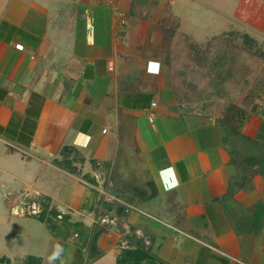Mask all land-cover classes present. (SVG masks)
<instances>
[{
  "label": "crops",
  "instance_id": "0c3cea01",
  "mask_svg": "<svg viewBox=\"0 0 264 264\" xmlns=\"http://www.w3.org/2000/svg\"><path fill=\"white\" fill-rule=\"evenodd\" d=\"M35 1L9 2L0 19V175H13L9 167L12 160L14 168L24 173L23 185L30 183L41 188L43 181L49 180L47 184H51L54 178L53 175L44 179L42 169L47 165L76 182L75 190L81 186L84 189L81 182L88 185L85 188L90 191L86 194L88 208L95 210L97 201L108 199L103 194L120 201L119 184L129 177L132 198L128 200L130 204L126 201L125 204L133 207L134 218L140 217L136 214L139 212L143 213L142 217H148L151 232L159 234L153 246L156 253H151L168 264H172V258L169 260L167 251L163 252L165 243L180 252L181 264L186 263L184 255L190 257L189 264H208L211 250L218 249L213 241L248 243L250 237L264 241L260 235L264 234L261 228L264 208L260 219L253 218L255 205L264 204V186L255 188L247 178L231 177L236 163L232 161L230 167L227 156L220 155L222 146L213 148L200 125L181 117L184 111L175 107L176 99L170 91L161 90L148 76L138 81L145 83L147 89L137 87L138 82L134 81L129 92L135 94L118 98L120 76L129 72L131 66H119L125 55L115 40H122L128 30L124 26L118 37L114 34L110 9L106 7L108 35L100 33L99 28L97 31L90 28L89 32L85 30L88 33L85 42L78 41L77 46L72 43L70 49L61 50L59 43L47 35L34 36L27 29L30 22L20 16L18 7H22L24 14L29 6L37 5ZM121 1L125 7L130 2ZM92 5L95 4L90 0H84V6L75 3L69 16L86 19L87 26ZM74 26L68 20V34ZM30 36L35 38L30 41ZM46 39H50L47 45ZM15 43H21L23 49H16ZM105 43L107 46L102 47ZM104 48L107 50L103 51ZM116 58L119 59L115 61ZM153 97L157 101L155 106H151ZM150 114L152 121H148ZM65 145L74 150L61 153ZM124 152L138 153L139 162L131 164V168L136 172L142 165L146 170L147 177L143 172L141 176H144L143 184L149 187L147 196L138 189L142 184L138 185L132 174L123 172L126 177L113 178L112 170L119 162V170L126 167L127 160L119 159ZM65 161L71 165H64ZM225 163L227 168H221ZM241 163L244 169L247 162L242 158ZM168 169L173 171L169 173ZM39 180L43 181L39 183ZM236 186L240 187L239 191ZM74 192L70 191L69 196ZM46 197L49 201L52 198L49 193ZM231 198L243 207L236 214L238 221L233 222L228 220L221 205L224 199ZM142 199L153 203L151 206L157 213L143 211L137 205ZM116 206L120 208L119 204ZM220 236H232V239L219 240ZM178 240L180 250L174 244ZM188 241L195 243V253ZM182 242L189 247L183 248ZM259 249L264 250V243Z\"/></svg>",
  "mask_w": 264,
  "mask_h": 264
},
{
  "label": "rangeland",
  "instance_id": "374dc122",
  "mask_svg": "<svg viewBox=\"0 0 264 264\" xmlns=\"http://www.w3.org/2000/svg\"><path fill=\"white\" fill-rule=\"evenodd\" d=\"M14 1L0 0V19L3 18L1 16L5 6ZM128 1L130 2L125 7L121 0L119 2L114 0L112 3L90 0V3L95 5L90 9L91 20L87 26L86 19L76 20L69 16L70 11L75 8V3L84 6V0H36L37 5L29 6L28 12L23 14L22 7H18V11L26 22H30L27 29L32 30L30 32L34 36L41 38L45 34L56 40L59 47L63 48L61 50L64 48L67 50L72 43L77 46L78 41L85 42L90 28L96 31L100 29V33L108 35L106 7L109 8V19L112 20L114 34L118 37L124 26L128 30L122 40L119 38L115 40L123 48L125 55L120 59L119 66L123 67V64L131 66L129 72L120 76L118 98L122 99L125 96L128 98L135 94L129 92L133 89L130 86L134 81H142L149 77L155 81L153 83L157 82L160 89L171 93L173 89H177L184 107L193 111L183 113L181 117H187L191 124L200 125L213 148L222 146L220 155L225 158L227 156L230 167L232 161L237 165L234 168L235 174L231 177L237 180L247 178L253 187L260 189L264 186V173L259 172L253 164L246 163L244 169L240 165H243L241 161L246 156L258 159L264 154V140L260 136L263 133L260 132V127L264 123V0ZM21 2L23 3V0ZM68 20L75 25L73 29L71 28L70 34L66 28ZM175 23V30L171 32L170 29ZM34 36H30L29 40L31 41ZM189 38L198 44L197 50L192 46L189 48ZM48 40L50 39L44 41L46 45L50 43L46 42ZM244 43L249 44L253 51L245 48ZM105 46L107 43L102 47ZM105 50L107 48L103 49ZM153 65L156 66L155 71L152 70ZM182 80L190 81L195 90L190 91V87L188 89ZM144 84L138 82L137 87L147 89ZM149 94L155 95L154 92ZM152 101L157 102L154 97ZM195 113L198 117H194ZM200 116L205 119L199 120ZM148 121L152 119L148 118ZM138 157V153L124 152L119 159L127 160L126 167L123 171L119 170L121 163L119 162V165L116 163L118 166L111 174L114 179L126 177L123 172H127L128 176L132 174L134 180L139 182L137 184H142L138 189L146 192L149 187L142 182L143 175L146 174L147 177L146 170L142 165L136 172L131 168V164L139 162ZM228 163L221 168L226 169ZM14 165V161L11 160L9 167L13 175H0V256L4 258L1 264H7L6 258L11 264H15L25 257L39 259L41 264H49V257L57 244L61 246L62 252L60 258L52 264L62 262L75 264V251L81 244L78 234L64 226L61 220H53L56 226L53 229L54 234H51L44 222L32 215L44 208L39 199H45L48 193L52 198L47 209L53 206L70 215V222L80 221L86 227L93 225L92 227L96 226L95 229L99 231L97 245L102 255L93 260L87 245L80 246L81 253L77 257V264H115L116 256L122 249L129 247L128 236L131 237V243L136 239H142L145 245H148L149 251L156 253L153 246L159 234L151 232L153 230L149 227L147 216L142 217L143 213L139 212L136 214L140 217L134 218L133 207L125 204L129 203L130 197L132 198L131 187L128 186L131 184L129 177L119 184L120 201L103 194L104 199L105 196L108 199L99 202L95 210L88 208L90 202L86 194L90 191L85 189L89 186L84 182H81L84 189L81 186L75 190L76 182L62 172L44 165L42 169L44 179L54 175L51 184H47L49 180L45 183L39 180V183L43 181L44 188L30 183L23 185L21 177H24V173L16 170ZM234 169H231V173ZM243 172L245 174L242 177ZM181 175H184L183 169ZM231 177L226 174L227 179ZM220 178L225 177L222 174ZM98 183H101L100 180ZM239 188L236 186V191H239ZM70 191L74 192L73 196H69ZM237 195L236 193L235 196ZM118 204L120 208L116 206ZM139 204L143 211L151 212L153 215L157 213V209L151 206L153 203L143 202L142 199L137 205ZM221 205L229 221H238L236 214L240 213L243 207L236 199H224ZM261 228L264 233V220ZM220 237L219 240L232 239V236ZM180 242L178 240L174 243L176 249L180 250ZM213 243L218 249L211 250L208 264H264V250L259 249V245L264 241L250 237L248 243H241L238 240L230 242L231 244H222L220 241ZM181 244L183 248L189 247L188 243L186 246L184 242ZM189 244L194 248L192 253H195V243ZM165 245L167 247L163 252L167 251L168 259L172 258L171 263L181 264L180 252L172 250V245L169 247L168 243ZM184 259L186 263L183 264H189L190 257L184 255ZM162 261L163 264H168L167 260Z\"/></svg>",
  "mask_w": 264,
  "mask_h": 264
},
{
  "label": "trees",
  "instance_id": "16d2710c",
  "mask_svg": "<svg viewBox=\"0 0 264 264\" xmlns=\"http://www.w3.org/2000/svg\"><path fill=\"white\" fill-rule=\"evenodd\" d=\"M175 26L176 23L173 27H171V32L173 30H175ZM190 42H188L189 44V48L192 46V48H194V50H197V43H195L191 38H189ZM244 46H246L245 48H247L249 51H253V48H249L251 46H249V44L244 43ZM182 83H185V86L189 89L190 87V91H194L195 88L193 86V84L188 81V80H182ZM173 97H175L176 99V108H179L181 110H183V113H193V111L190 108L184 107L185 105H182V98H180V93H178L177 89H173ZM156 104V103H155ZM196 114V113H195ZM232 118V117H231ZM260 132L261 133V138L264 140V123L261 124L260 127ZM259 137V136H257ZM264 142V141H263ZM63 151L61 153H63L64 151H69L70 149L74 150L73 147H70L68 145L63 146ZM66 159V157H64ZM244 161H246L249 164H253L255 167L258 168V171L261 173H264V154L262 157L255 159L253 158V156H246L245 158H243ZM62 164V163H61ZM64 165H71V162L69 161H65L63 162ZM152 189H153V185L152 183H150ZM146 190V189H145ZM143 193L145 194V196H147L146 193H148V190L146 192L143 191ZM31 200V199H29ZM39 201H41L44 204V208H42L40 211H38V213H34L32 215H35L36 217H38V219L42 222H44L45 226L47 227V229L51 232V234H54V228H55V221L53 220H61V223L64 224V226L71 228L73 232L77 233L79 236V240L81 241V244H79V247H77L76 251H75V264L78 263L77 257H79V254L81 253V247L80 246H86L89 248L90 250V254L91 256H93V260H96L97 258H99L102 255V251L101 249L98 247L97 245V236H98V230L95 229L96 226H94V228L92 226L86 227L82 222H70L69 220V215L67 213H62L60 212L57 208L51 206L47 209L48 204H49V198L46 197L45 199H39ZM96 203H99V201H97ZM95 208V207H94ZM264 208V204L262 202H259L255 205L254 209H253V215H254V219L258 220L260 213H262L261 211H263ZM258 218V219H257ZM71 223V224H70ZM129 237V247L124 248L121 250L120 254H118L115 258V264H163L162 259H160L157 255L151 253L149 251V249L144 245V242L142 239H136L134 242L131 243L130 239L131 237ZM6 263L7 264H11L10 260H8V258H6ZM4 262V258L2 256H0V264ZM15 264H41L39 259H33L31 257H25L20 259V261H16Z\"/></svg>",
  "mask_w": 264,
  "mask_h": 264
},
{
  "label": "clouds",
  "instance_id": "9594fccd",
  "mask_svg": "<svg viewBox=\"0 0 264 264\" xmlns=\"http://www.w3.org/2000/svg\"><path fill=\"white\" fill-rule=\"evenodd\" d=\"M169 173H171L173 170L172 169H168ZM61 252H62V248L59 244L55 245V248L51 254V256L49 257V264H52L53 261H55L56 259H59L61 256ZM63 264V262H62Z\"/></svg>",
  "mask_w": 264,
  "mask_h": 264
},
{
  "label": "built area",
  "instance_id": "2783aa9c",
  "mask_svg": "<svg viewBox=\"0 0 264 264\" xmlns=\"http://www.w3.org/2000/svg\"><path fill=\"white\" fill-rule=\"evenodd\" d=\"M102 1H105V2H111V3H112V1H114V0H102ZM14 47H15L16 49H19V50H22V49H23V45H22L21 43H15V44H14ZM151 106H155V102H154V101H151ZM148 118H149V119H152V114H150V115L148 116ZM103 131H104V129H103ZM34 213H36V211H35Z\"/></svg>",
  "mask_w": 264,
  "mask_h": 264
},
{
  "label": "snow or ice",
  "instance_id": "6c2138e0",
  "mask_svg": "<svg viewBox=\"0 0 264 264\" xmlns=\"http://www.w3.org/2000/svg\"><path fill=\"white\" fill-rule=\"evenodd\" d=\"M152 70H153V71H155V70H156V66H155V65H153V67H152Z\"/></svg>",
  "mask_w": 264,
  "mask_h": 264
}]
</instances>
